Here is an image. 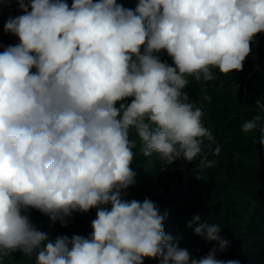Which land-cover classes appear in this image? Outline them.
Here are the masks:
<instances>
[{"label":"clouds","instance_id":"9594fccd","mask_svg":"<svg viewBox=\"0 0 264 264\" xmlns=\"http://www.w3.org/2000/svg\"><path fill=\"white\" fill-rule=\"evenodd\" d=\"M13 2L23 14L4 23L19 43L0 52V261L19 250L36 264H239L217 259L216 248L191 258L165 234L167 212L148 198H124L136 176L129 133L145 157L193 161L213 137L202 107L183 92L187 77L242 71L264 33V0H138L135 10L117 0H0V7ZM262 120L254 116L242 131L259 127L264 146ZM30 208L65 227L74 212L97 211L90 236L50 239L25 214ZM200 220L188 226L224 251L222 228Z\"/></svg>","mask_w":264,"mask_h":264},{"label":"trees","instance_id":"16d2710c","mask_svg":"<svg viewBox=\"0 0 264 264\" xmlns=\"http://www.w3.org/2000/svg\"><path fill=\"white\" fill-rule=\"evenodd\" d=\"M65 2L71 6L73 0ZM117 2L126 9L135 10L138 0ZM21 14L15 2L0 7V52L19 43L18 37L4 32L3 26L10 16ZM251 48L240 72L224 75L217 68H212L214 78L210 81L187 77L189 83L183 92L189 96L190 101L202 107L204 126L213 137L211 141H204L201 153L193 161L177 160L169 165L157 154L145 157L135 130L129 133V139L135 142L131 168L136 176L135 184L126 190L127 196L124 198L129 201L148 198L155 202L161 214L167 212L168 216L163 223L165 234L176 238L179 247L188 250L194 259L204 257L216 248L217 259L238 260L239 264H264V146L259 143V127L247 133L242 131L245 121L256 115L264 116V109L257 103L264 104V64L251 73L245 83V93L242 91L243 80L264 61V33L257 35ZM158 55L162 61L172 63L166 52L161 51ZM205 97H210V100ZM232 115L236 116L230 119L220 139L202 163ZM260 126H264V120L260 121ZM192 169L194 171H190ZM185 171L187 173L175 180L178 174ZM105 207L110 209L111 206ZM96 211L93 208L87 213L74 212L66 227L59 221L52 223L47 215L36 209L30 208L25 214L39 231L47 232L50 239H55L64 235L69 238L73 235L90 236L91 222L96 218ZM197 215L201 217L200 223H216L222 228L220 236L229 241L224 251H219L217 242L196 235L195 224L188 226ZM0 264L36 262L34 256L28 257L17 250L5 256ZM144 264H159V260L145 258Z\"/></svg>","mask_w":264,"mask_h":264},{"label":"water","instance_id":"95a60500","mask_svg":"<svg viewBox=\"0 0 264 264\" xmlns=\"http://www.w3.org/2000/svg\"><path fill=\"white\" fill-rule=\"evenodd\" d=\"M262 64H264V61H261L247 76H246V78L243 80V83H242V91L245 93V90H244V88H245V83H246V81H247V79H248V77L251 75V73H253L258 67H260ZM234 116H236V115H232V116H230L229 118H228V120L226 121V123H225V125L223 126V128H222V130H221V132H220V134H219V136L217 137V139L215 140V142L213 143V146L211 147V149L209 150V152L207 153V155L203 158V160H202V163H204V161L206 160V158L208 157V155H209V153L211 152V150H212V148L216 145V143L218 142V140L220 139V137H221V135L223 134V132H224V130H225V128H226V126L228 125V123H229V121H230V119L232 118V117H234ZM201 163V164H202ZM190 171H194V169H192V170H190ZM184 173H187L186 171L185 172H182V173H180V174H178L177 176H176V178H175V180L177 179V177H179L180 175H182V174H184ZM175 180L173 181V183H172V186H171V189H173V186H174V184H175ZM167 196V194H165V197Z\"/></svg>","mask_w":264,"mask_h":264}]
</instances>
